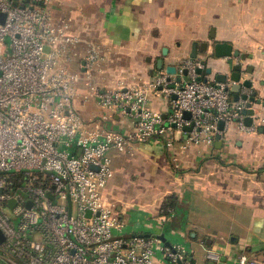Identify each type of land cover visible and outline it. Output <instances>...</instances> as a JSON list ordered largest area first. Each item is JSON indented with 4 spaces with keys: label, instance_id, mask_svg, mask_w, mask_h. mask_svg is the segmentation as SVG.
<instances>
[{
    "label": "built area",
    "instance_id": "1",
    "mask_svg": "<svg viewBox=\"0 0 264 264\" xmlns=\"http://www.w3.org/2000/svg\"><path fill=\"white\" fill-rule=\"evenodd\" d=\"M51 3L0 0V258L8 264H158L159 251L169 264H194L180 245L126 233L105 199L111 152L129 153L134 143L158 137L169 147L183 137L189 145L210 146L231 122L255 130L244 113L252 92L235 100L232 83L204 80L198 69L205 61L192 58L177 70H187L184 84L161 74L108 88L97 78L107 57L102 46L74 33L70 21L56 22ZM83 43L80 70H72ZM81 83L85 100L96 97L103 110L127 115L131 128L86 125L75 104ZM159 93L176 96L167 117L150 107ZM207 258L218 256L208 252ZM237 264L264 261L242 254Z\"/></svg>",
    "mask_w": 264,
    "mask_h": 264
},
{
    "label": "crops",
    "instance_id": "2",
    "mask_svg": "<svg viewBox=\"0 0 264 264\" xmlns=\"http://www.w3.org/2000/svg\"><path fill=\"white\" fill-rule=\"evenodd\" d=\"M51 7L56 22L70 21L74 33L102 46L107 57L97 78L111 89L147 83L168 74V67L176 68L172 80L184 77L177 70L188 58L205 61L204 80L220 82L217 76L224 74L233 85L228 57H217L215 44L240 52L234 58L242 65L240 82L252 85L242 86L239 95L255 96V130L241 131L231 122L221 144L189 145L183 137L169 147L158 137L134 143L129 153L113 150L105 199L127 234L180 245L194 264L212 261L208 252L218 256L216 264H237L242 254L264 261V0H52ZM85 48L78 46L72 70H80ZM78 89L75 104L88 120L95 124L103 115L104 124L96 123L105 128H131L127 115L103 110L96 97L85 100L82 83ZM172 99L153 95L150 107L167 117ZM167 201L174 206L165 213ZM155 261L169 264L159 251Z\"/></svg>",
    "mask_w": 264,
    "mask_h": 264
},
{
    "label": "water",
    "instance_id": "3",
    "mask_svg": "<svg viewBox=\"0 0 264 264\" xmlns=\"http://www.w3.org/2000/svg\"><path fill=\"white\" fill-rule=\"evenodd\" d=\"M196 47L197 45H194V50H195V53L193 54L192 57H196ZM215 54L217 57H228L227 59V63L229 64L230 68L232 69V74L230 75V80L233 81V85L231 87V91L233 93H235V100H238L240 98V95H239V91L241 89L242 86H247V87H251L252 83L250 80H244L242 81V83L240 82L241 81V78H242V65L239 64V63H236L234 64V58L235 57H239L240 55V52L239 51H234L232 50V46L228 43H216L215 44ZM161 61H159L160 63ZM168 74L170 75L168 80L170 81L172 78L171 76L173 75H176V68L175 67H168ZM208 73H211L212 72V69H208L207 70ZM198 73L201 74L202 73V70L201 69H198ZM184 77L182 76H178L177 79H176V82L177 83H181L182 82V79H184L185 81H188V76H187V70L184 71ZM217 80L220 81V82H226L227 81V75H224V74H219L217 76ZM176 84L175 83H172L171 86H175ZM243 98H246L247 95L243 94L242 95ZM176 96H173V99H175ZM254 100H255V96H251L250 97V103L248 105V108L247 110L244 111V113L247 115L245 121H246V124L248 126L252 125L253 123V119L251 116H253L254 114V109H252V104L254 103ZM191 117V114L189 112H185L184 113V118L186 119H189ZM192 126H187L185 127V130H191ZM224 128V122H221L220 123V129H223ZM220 135L217 136V144H221V140H220ZM163 240H165V238L163 237L162 238ZM4 240V237L0 231V242H2ZM168 245H170V243L167 242ZM208 264H216L215 261H210Z\"/></svg>",
    "mask_w": 264,
    "mask_h": 264
},
{
    "label": "rangeland",
    "instance_id": "4",
    "mask_svg": "<svg viewBox=\"0 0 264 264\" xmlns=\"http://www.w3.org/2000/svg\"><path fill=\"white\" fill-rule=\"evenodd\" d=\"M6 42L9 44L10 43V39L7 37V39H6ZM89 104H93V102H92V100H90L89 101ZM79 112V114L81 115V117H82V119L84 120V123L86 124V125H90V123H93L94 122V120L93 121H91V120H88V118L86 117V114L85 113H82V112H80V110L78 111ZM102 118H103V115H100L97 119H96V121H95V123L96 122H98V121H100L101 123H103L104 124V121L102 120ZM2 253V250H1V248H0V254ZM0 263L1 264H8L7 262H6V260H3L2 258H0Z\"/></svg>",
    "mask_w": 264,
    "mask_h": 264
},
{
    "label": "trees",
    "instance_id": "5",
    "mask_svg": "<svg viewBox=\"0 0 264 264\" xmlns=\"http://www.w3.org/2000/svg\"><path fill=\"white\" fill-rule=\"evenodd\" d=\"M173 206H174V203H170V202L167 201L162 206V210L166 213V212H168L169 209H172Z\"/></svg>",
    "mask_w": 264,
    "mask_h": 264
}]
</instances>
